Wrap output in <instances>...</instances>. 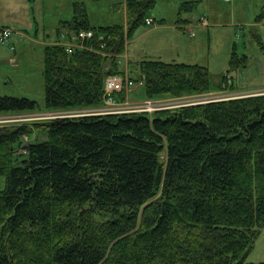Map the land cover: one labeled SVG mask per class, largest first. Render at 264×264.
<instances>
[{"label": "trees", "instance_id": "trees-1", "mask_svg": "<svg viewBox=\"0 0 264 264\" xmlns=\"http://www.w3.org/2000/svg\"><path fill=\"white\" fill-rule=\"evenodd\" d=\"M156 1L126 0L125 23L99 27L77 4L58 32L93 30L86 47L46 45L45 109L81 113L0 126V264H264L248 261L264 227V93L153 115L101 111L105 80L124 77L126 41ZM135 64L137 100L215 90L207 66ZM37 110L0 96V112ZM36 127L47 139L24 143Z\"/></svg>", "mask_w": 264, "mask_h": 264}, {"label": "rangeland", "instance_id": "rangeland-1", "mask_svg": "<svg viewBox=\"0 0 264 264\" xmlns=\"http://www.w3.org/2000/svg\"><path fill=\"white\" fill-rule=\"evenodd\" d=\"M18 1L12 0L14 3ZM23 1L27 2L29 6H7L10 2L0 1V19H11L12 29L17 33L15 35V52L9 44L0 40V96H26L37 100L41 109L46 110L44 108L45 80L43 76L46 44L56 43L65 46L67 43H77L78 41V37L68 39L67 31L59 36L58 27L61 21L70 20L74 15L75 6L80 4L85 8L91 25L99 27L124 23L126 16L124 8L126 6H121L123 0ZM261 1L264 4V0ZM210 2L218 5L208 6L214 10L213 16H209L203 22L199 20L194 24H184L185 28H183L181 25L175 24L178 16L198 15L201 8L205 6H196L192 11L186 8L180 10L179 4L173 6V0H157L148 14L154 24H141L127 39L126 51L121 57V70L125 71L124 77L136 78L139 72L135 62L145 58L200 64L208 67L211 84L215 90L203 94L181 96V98L161 96L155 99L144 98L142 101L137 99L144 97L143 87H134L136 89L131 91L130 88H125L127 98L120 100L121 103H126V100L129 99L128 102L132 105L151 102L156 104L155 107L173 108L187 104L205 103L208 100L264 93V19L259 21L260 24L255 23L256 25H243L240 19V16L245 15L251 22H256L258 19L257 10H259V14H262V6H231L226 0H210ZM256 3L258 0H249V4L255 5ZM192 5L193 2L188 1L184 4V6ZM24 7L28 9V15H20ZM12 13L14 15H10ZM2 25L1 22L0 28ZM79 32L76 34L79 35ZM15 53L18 55L17 65L10 62ZM235 53L239 59L232 64ZM244 56L248 57V61L246 66H241L239 62L245 63V59L242 58ZM224 76H227L228 80L233 79L234 86L230 87L233 84L231 81L227 87L220 88L218 84ZM244 89L248 91H243ZM144 107L149 108L145 104ZM107 108L109 111H115L122 109V106ZM140 108L137 107V109ZM124 110L129 112L133 108L126 105ZM79 111H49V119L72 116L81 113ZM81 111L84 113L93 110ZM154 111L148 112L153 115ZM41 116L46 115L41 114L37 117ZM29 118L28 115L16 118L10 115L5 119H19L16 122L8 123L9 125L45 119L31 120ZM43 130L36 127L30 140L33 141L36 135L47 139L48 136L46 133H42ZM26 138V135L22 136L23 141ZM5 186L6 176L0 173V191ZM248 261L264 262V227L248 255Z\"/></svg>", "mask_w": 264, "mask_h": 264}, {"label": "built area", "instance_id": "built-area-1", "mask_svg": "<svg viewBox=\"0 0 264 264\" xmlns=\"http://www.w3.org/2000/svg\"><path fill=\"white\" fill-rule=\"evenodd\" d=\"M153 20L152 19H147V24H153ZM94 36V31L93 30H82L79 32V35L76 34L75 36H73L72 38H76L78 37V41L77 43H67L66 49L69 53H72L75 51L76 48H85V44H84V40L86 38H92ZM100 38L102 39L103 36L101 35ZM0 40L5 43V44H9L11 46L12 49L15 48L14 45V37H13V31L11 28L9 27H2L0 28ZM143 81L141 82H136L134 81L132 78L129 77H122L119 75H110L106 78L105 80V106L104 108L101 109V111H103V113H107V112H122L125 111L124 110V106H130V108H133V110L130 111H135V110H145V111H150V110H157V109H161L163 107H155V103H151V102H144L145 105L149 106V108H145L143 103H140L138 105H132L128 102L129 99L126 100V103H121L120 101H118L115 97V94L117 92H121L123 91L125 88H130L132 89L133 87H136L140 84H142ZM231 83V80H229L228 83H223V87H227V85ZM143 101V100H142ZM209 101V100H208ZM211 101V100H210ZM118 106H122V109L119 110H115V111H109L107 107H118ZM137 107H141L140 109H137ZM129 110V109H128ZM99 111V109H98ZM46 116H41V117H33L32 119H38V118H45V119H49V113L45 114ZM73 115H78V114H73ZM72 115V116H73ZM71 116V115H69ZM9 117V116H3L0 117V124L1 123H8L11 121H15V120H11L8 119L6 120L5 118ZM13 117H17V116H13ZM31 119V118H30ZM19 120V119H16Z\"/></svg>", "mask_w": 264, "mask_h": 264}, {"label": "crops", "instance_id": "crops-1", "mask_svg": "<svg viewBox=\"0 0 264 264\" xmlns=\"http://www.w3.org/2000/svg\"><path fill=\"white\" fill-rule=\"evenodd\" d=\"M0 1H8V2H10L7 6H29L28 3L23 1V0H19L17 3L16 2L15 3L12 2V0H0ZM187 1L188 2H193V5L192 6H184L185 2H187ZM226 2H229L231 6H262L261 7V9L263 8L262 14L261 13L259 14V10H257L258 19H256V22H251L250 19H247V17L245 15L240 16L241 24H243V25H248V24L256 25L255 23L260 24L259 21L264 19L263 18V16H264V4L261 3L262 2L261 0H258V3H256L255 5L249 4V0H239V2H237V0H226ZM178 4L180 6V10H183L184 8H186V9H189L191 11L194 10L196 8V6H198V7L199 6H205V7L201 8V11H200V13L198 15L197 14H195V15L193 14V15L189 16V14H188L185 17H183L182 15H179L178 18L175 21V24L176 25H181L183 28H185L183 26L184 24H194L195 22H197L199 20H200V22H203L209 16H211V15L213 16L214 15V10H213L212 7H208V6H218V5H215L213 2H210V0H173V6H178ZM121 6H126L125 0L122 1ZM124 10L126 12V7L124 8ZM10 15H14V14L12 13ZM20 15H28V9L26 7H24L22 9ZM1 22L3 24L2 26H8V27H12L13 26V25H11L13 23H12L11 19H9V18L8 19H0V24H1ZM188 32H190V31H188ZM16 34L17 33L15 32V35ZM22 35H24V33H22ZM190 35L192 36L191 33H190ZM47 36L49 37V34H47ZM47 44H49V43H47ZM15 51L16 50H14V52ZM11 58H15L16 62H13L11 59H10V62L13 65H17L18 55L15 53V56H13ZM243 91H248V90L244 89ZM39 112H42V111H39ZM39 112L20 113V114H0V117L10 116V115H18V116L28 115L29 116L31 114H40Z\"/></svg>", "mask_w": 264, "mask_h": 264}, {"label": "water", "instance_id": "water-1", "mask_svg": "<svg viewBox=\"0 0 264 264\" xmlns=\"http://www.w3.org/2000/svg\"><path fill=\"white\" fill-rule=\"evenodd\" d=\"M210 101V100H209Z\"/></svg>", "mask_w": 264, "mask_h": 264}]
</instances>
